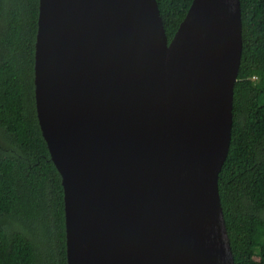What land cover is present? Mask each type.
I'll list each match as a JSON object with an SVG mask.
<instances>
[{"label":"water","instance_id":"1","mask_svg":"<svg viewBox=\"0 0 264 264\" xmlns=\"http://www.w3.org/2000/svg\"><path fill=\"white\" fill-rule=\"evenodd\" d=\"M241 0H40L37 118L64 188L68 264H236L219 190Z\"/></svg>","mask_w":264,"mask_h":264},{"label":"trees","instance_id":"2","mask_svg":"<svg viewBox=\"0 0 264 264\" xmlns=\"http://www.w3.org/2000/svg\"><path fill=\"white\" fill-rule=\"evenodd\" d=\"M169 41L193 0H157ZM243 56L219 190L236 264H264V0H241ZM40 0H0V264H68L64 188L36 111Z\"/></svg>","mask_w":264,"mask_h":264}]
</instances>
